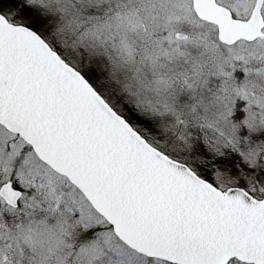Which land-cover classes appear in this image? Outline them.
Instances as JSON below:
<instances>
[{
    "label": "snow or ice",
    "instance_id": "1",
    "mask_svg": "<svg viewBox=\"0 0 264 264\" xmlns=\"http://www.w3.org/2000/svg\"><path fill=\"white\" fill-rule=\"evenodd\" d=\"M0 264H264V0H0Z\"/></svg>",
    "mask_w": 264,
    "mask_h": 264
}]
</instances>
